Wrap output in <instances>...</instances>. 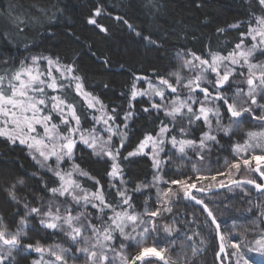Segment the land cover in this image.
I'll return each mask as SVG.
<instances>
[{"label":"snow or ice","instance_id":"snow-or-ice-1","mask_svg":"<svg viewBox=\"0 0 264 264\" xmlns=\"http://www.w3.org/2000/svg\"><path fill=\"white\" fill-rule=\"evenodd\" d=\"M0 165V264H264V0H0Z\"/></svg>","mask_w":264,"mask_h":264},{"label":"trees","instance_id":"trees-1","mask_svg":"<svg viewBox=\"0 0 264 264\" xmlns=\"http://www.w3.org/2000/svg\"><path fill=\"white\" fill-rule=\"evenodd\" d=\"M112 0H109V3H111ZM118 2V0H117ZM126 2V0H125ZM190 7V6H189ZM126 11L129 12V17L132 19V22L140 27H148V21L145 18V16L138 10L137 7H132L130 9H125ZM228 19H230V17H228ZM76 22H77V26H78V31L81 32L82 36L87 37L91 40H95L96 41V47L98 49H104L106 47L105 42L96 36H93L91 31L89 29H86L83 24L81 23V19L80 17H76ZM120 39H122V37H118ZM128 39L130 40L131 37H128ZM73 47H76L75 45H73ZM156 53L155 52H147L145 54L144 49L141 48L140 50V55L136 57V60L133 61L131 63V68L134 69L137 72H143L145 70H148L149 72L153 69V68H160L161 70L162 67V63H166V61L161 62L155 59L156 57ZM81 67L83 68L84 72L86 75H88L89 77H92L96 72H98L99 69V65L93 61L91 58L85 56L83 58V62L81 64ZM114 72H118L119 69H113ZM115 79L123 82L126 77L124 75H117L115 76ZM222 156H227V153H222ZM3 165H0V167H2ZM216 165L214 164L213 167H215ZM227 195V194H225ZM233 204H236V201H233ZM225 218L229 220V224L231 223V213H225ZM237 223H240L239 221ZM212 251L209 250L207 253V260L209 262V264H211L212 262Z\"/></svg>","mask_w":264,"mask_h":264}]
</instances>
